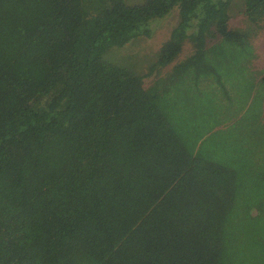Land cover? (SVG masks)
Here are the masks:
<instances>
[{"label":"trees","instance_id":"obj_1","mask_svg":"<svg viewBox=\"0 0 264 264\" xmlns=\"http://www.w3.org/2000/svg\"><path fill=\"white\" fill-rule=\"evenodd\" d=\"M263 32L264 0H0V264H264Z\"/></svg>","mask_w":264,"mask_h":264},{"label":"rangeland","instance_id":"obj_2","mask_svg":"<svg viewBox=\"0 0 264 264\" xmlns=\"http://www.w3.org/2000/svg\"><path fill=\"white\" fill-rule=\"evenodd\" d=\"M240 1V0H236ZM175 11V10H174ZM178 12L175 11L171 15L159 19L153 23V36L150 38H139L137 41L133 42L130 44V48L128 52H130V55L128 54H123L121 50H114L109 52L108 54V59L116 64L120 65L117 63H122V64H130V65H122V66H127L133 69H140L141 66L144 63L143 59H152L155 55V53L158 51L159 47L163 42H165L173 27L177 24L178 21ZM231 24L233 26H238L240 23L243 24V18L242 16L235 15ZM258 45H259V56L260 59L258 60V64L264 68V32L258 39ZM127 46V49L128 47ZM189 48L186 47L184 53L180 56V59H183L188 53H189ZM153 56V57H152ZM150 82V80H147V83Z\"/></svg>","mask_w":264,"mask_h":264}]
</instances>
